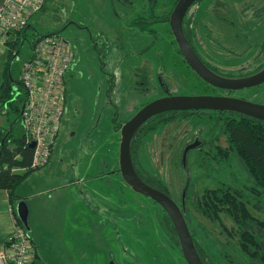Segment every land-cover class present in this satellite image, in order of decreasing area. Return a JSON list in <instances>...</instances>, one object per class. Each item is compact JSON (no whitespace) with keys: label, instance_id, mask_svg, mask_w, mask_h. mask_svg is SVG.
<instances>
[{"label":"rangeland","instance_id":"374dc122","mask_svg":"<svg viewBox=\"0 0 264 264\" xmlns=\"http://www.w3.org/2000/svg\"><path fill=\"white\" fill-rule=\"evenodd\" d=\"M128 1L49 2L47 9L32 19L34 28L27 31L28 40L23 41L20 56L12 61L7 74L12 83H21L22 65L31 56V45L37 35L59 34L77 50L74 69L65 78L66 104L52 160L46 167L34 171L17 191L18 195H29V204L26 203L29 209L32 203L38 205L29 215L28 234L45 261L56 256L59 260L64 258L65 264H186V260L173 252L174 245L173 250L169 248L167 234L151 223L160 215L159 205L134 192L125 184L119 170L120 125L136 115L138 104L156 97L155 91L147 87L155 83L154 72L160 67L157 50L163 52V45L173 39L169 25H165L167 22L161 23L155 28L162 40L161 47L143 53L153 39L131 30L129 22L138 13L148 16L150 3L131 0L135 6L131 11L126 9ZM226 1L235 18L233 35L243 30L245 23L240 15L249 10L252 24L248 41L241 45L252 56L261 55L259 61H262L264 28L260 22L264 21V0ZM175 2L160 0L157 16L168 15ZM14 36L12 44L16 46L21 37ZM101 62L108 75L100 72ZM113 80L116 90L112 99L120 107L118 115L105 104L104 87L113 85ZM143 82L149 85L144 86ZM179 85L183 94L185 90L193 92L198 84L188 75L187 83L182 78ZM21 86L16 85L15 90ZM198 86V90L204 89ZM235 97L264 104V84L235 93ZM7 113L4 115L0 110V128L14 122V114ZM209 116L196 122L186 118L171 121L148 135L140 149L142 170L164 182L171 198L179 205L183 194H190L192 189L203 196L205 189L216 190L224 187L222 184L237 191L251 182L244 166L227 150V138L220 135L219 128L212 130L213 118ZM199 131L201 139L209 143L203 150L191 151L185 167L184 150L195 142ZM22 133L19 123L15 134L20 137ZM218 149L228 153L226 159H216ZM248 199L257 202L250 195ZM249 210L264 221V213L251 206ZM190 214L198 244L212 262L249 264L237 250L241 248V232L232 219L221 213L217 221L194 208H190ZM37 257L36 253L34 261L39 263Z\"/></svg>","mask_w":264,"mask_h":264},{"label":"trees","instance_id":"16d2710c","mask_svg":"<svg viewBox=\"0 0 264 264\" xmlns=\"http://www.w3.org/2000/svg\"><path fill=\"white\" fill-rule=\"evenodd\" d=\"M151 4L152 18H155L157 7L156 0H151ZM47 5L48 3L42 11L47 9ZM144 19L145 18L139 14L132 19L134 26L140 27L143 32L147 31V28H150L147 23L143 21ZM169 19L170 15L168 16V21ZM196 27L197 29H195V31H198L200 25L196 24ZM31 28H34V26L29 24L25 30L18 33L21 37L18 41V45L14 46V44L9 41L6 42V45L11 46V50L8 54L10 65L15 57L13 51L17 52L23 41L28 40L27 31ZM51 35L60 36L59 34H49L46 36ZM46 36L37 35V38L34 39L31 45V49L34 48L37 41ZM10 65L8 69H10ZM7 74L9 73L7 72ZM21 85L20 88L15 90L14 85L9 80V76L7 77L6 75L5 83L0 86V110L4 115L10 112L15 116L12 124L0 128V190L7 191L9 194L17 227L24 229L28 233V229L25 228L17 215V206L24 200V198L18 195L17 191L23 182L35 171L30 169L33 163L34 149H31L30 146L25 144L23 134H21L20 137L15 134V127L17 124H21V113L27 99L26 90L22 83ZM226 113L228 116L221 118L217 123V127H222L220 135H225L227 137V150L244 166L251 179V182L248 183L250 185L247 187L246 191L252 196L254 195L257 202H249L245 190L232 191L231 188H222L218 190L206 189L203 196H201L199 192L196 193V189H192L187 199L191 200L192 208L206 215L208 218L210 217L218 221L220 214L223 213L232 219L241 232V256L249 264H264V221H259L254 218L249 210V206H251L264 213V122L239 113ZM163 117H165V115L154 118L142 127L148 129V131L142 137H139L138 135L141 133V129L134 138L132 143V158L137 173L142 180L151 187L169 194L164 182L159 180L154 174L142 170L139 160L140 149L147 135L155 133L160 127L167 123L166 119H162ZM217 155L218 158L216 159L222 161L226 159L228 153H222L221 150L218 149ZM17 171L27 172L18 173ZM172 231L174 235L171 236L170 240H175L179 247V238L173 226ZM202 256L205 258L207 255L202 253ZM33 264H35V261Z\"/></svg>","mask_w":264,"mask_h":264},{"label":"flooded vegetation","instance_id":"af4514ba","mask_svg":"<svg viewBox=\"0 0 264 264\" xmlns=\"http://www.w3.org/2000/svg\"><path fill=\"white\" fill-rule=\"evenodd\" d=\"M178 1L179 0H176L174 6H172V9L168 13V15L159 17V16H157L156 11H155V18H152V11H151L152 4H151V0H149L150 9L148 11V16L142 15L145 18L143 21H145L147 23L148 27H150V28H147V31H145V32L141 31L140 27L134 26V24L132 23V20L129 22V24L131 26V30H136L138 33H141V34H148V35H150L149 39H153V42L147 47V49H145V51L143 53L149 52L154 47L155 48L161 47V45L159 44V41L162 42V40H161L159 32L155 29L156 26L161 25V23L167 22L165 25H167V24L169 25L170 34L172 35V38H173L167 44L163 45V48H164L163 52L161 51L162 49L157 50L158 54L156 57L159 58L158 61H160V63H159L160 67H157L156 71L154 72L153 81L155 80V83L152 84L151 86L147 87V90L151 89L152 91H155L156 95H153V96H156V97L152 100H147L143 103L138 104L137 107H140L138 109V112L142 108H144L146 105H148L149 103L156 101L158 99H161V98H166V97L214 96V97H233V98H236L235 93L254 89V88H250V89H243V90H239V91L219 89L215 86L210 85L209 83L204 81L202 78H200L197 75V73L189 66V64L185 60V57L182 55V53L179 49V46L176 42V39L172 33V30L170 27V19L168 21V16L170 15V18H171L173 10L176 7ZM156 3H157V7H156V10H157L158 5L160 3V0H156ZM134 7L135 6L131 4V0L126 3V9L127 10L131 9V11H133ZM196 7H197V9L192 10L193 8H196ZM248 13H249V10H246L240 15L242 17V22L245 23L244 25L242 23L243 30L238 31L236 33V35H233L232 30H233V26L235 24V18L233 16V12L229 9V6H228L226 0H197L192 5V7H190V9L188 10L187 15L184 19V25H183L185 35H186L187 39L189 40L191 46L193 47V49L195 50V52L199 56V58L203 61V63L214 74H217L221 77L229 78V79L230 78H244V77H248V76H251L254 74H258L259 72H261L264 69V36L262 38V43H261L262 57H263L262 61H259L261 55L260 56L257 55L256 57L252 56L249 49L246 50L245 47L243 45H241V43H245V40L248 41L247 35L249 32V28L252 24V18L249 17L250 13L249 14ZM259 14H261V13H258V15ZM196 24L200 25V29H198V31L197 30L195 31V29H197ZM260 24L264 28V21L263 20H261ZM77 27L79 29H83L79 25H77ZM247 27H248V29L246 30ZM191 31L193 34L191 33ZM241 36H244V37L241 38ZM148 49H149V51H147ZM94 50L96 52H98L99 49L97 46H95ZM77 58H78V54H77V50H76L75 60ZM234 66H237V68H235ZM148 67L150 68V66H148ZM229 67L231 70H229ZM100 68H101L100 72H102L104 75H108V74H105L106 70L104 69L103 63L100 66ZM73 69H74V67H73ZM233 74H238V75H236V77H234ZM188 75H190L191 77H194L196 84H198L200 86L202 85L204 87V89L198 90L197 87H199V86L195 85L196 88L193 89V92L187 93L185 90L183 94H180V93H182V92H180L182 90H181V85H179V82H181V79L183 78L187 83ZM176 78H179V79H176ZM173 83H174V85H173ZM176 83L178 84V86ZM112 84L113 85H111L109 87H106V88L104 87V89L106 91L105 104L108 105L112 109V111L114 110L115 112H117L116 115H118V112H119L118 109L120 107L112 99V97L115 94V90H116L115 80H113ZM143 84H144V86L149 85V83H146V82H143ZM185 87H188V86H185ZM174 89H177V90L173 91ZM107 97H108V100H107ZM243 100H246V99H243ZM247 101H250V100H247ZM251 102L258 103L256 101H252V99H251ZM119 104H121V103H119ZM259 104H263V103H259ZM234 113H236V112H234ZM162 115H165V117H163L162 119H166L167 123L174 121V120H177V119H182L184 121V118H186V121L193 120V122H196L198 119H203L205 115H211L209 117L213 118V124H214V127L212 130L215 131L214 129L219 128L220 133H221L222 127H217V123L219 122V120L221 118L228 116L226 112L201 110V111L169 112V113L161 114V115L156 116L154 118H158ZM154 118H152L151 120H153ZM151 120H149V121H151ZM194 120H196V121H194ZM114 121H115V119H114ZM124 123H122L120 125V127L121 126L123 127ZM167 123H165L164 125H166ZM122 127H121V130H122ZM140 130H141V133L138 135ZM147 131H148V129H146V128H140L139 131L137 132L136 136L138 135L139 137H142L144 134H146ZM200 133H201V131H199L195 135V137H196L195 141L197 138L199 139V142H197L196 144H200V145L197 149H195L192 152H196L197 150H199V151L203 150L205 148V146H207V144L209 143V142L207 143V142H205V140L201 139ZM221 136H225V135H221ZM212 140H213V138H212ZM194 143L195 142L190 143L189 145H192ZM221 186H224V187L216 188V190L222 189V188H225V189L230 188V187H227L223 184ZM248 186L249 185L247 184L246 188H245L246 190H247ZM245 189H239L237 191H241V190H245ZM232 191H236V189H232ZM249 195L252 198H255L254 195L252 196L250 193H247V197ZM179 206H181V204ZM159 208H160V210H159L160 215L157 216L158 219L155 221V223H153V222H151V223L156 224L161 232H164L165 234H167V236L169 237V240H168L169 241V248L171 249L172 245H174L175 251L172 248L173 252L176 253L178 256H180L185 261V258L182 254L181 246L178 247L175 240H173V241L170 240L171 236L174 235V233L172 231V226L174 229H175V226H174L171 218L169 217V215L164 211V209L160 205H159ZM190 208L192 209L191 200L186 199L185 217H186V220L189 224V228H190L191 234L193 236L195 245L197 247L198 253H199L204 264H210V263L212 264L214 262L211 261L210 257L200 247V245L198 244L197 235L192 230L191 219H190L191 214H189ZM249 208H250V206H249ZM255 210L258 211L257 209H255ZM258 212H260V211H258ZM254 218H256V217H254ZM259 221H261V220H259ZM171 223H172V225H171ZM175 232H176V229H175ZM176 234H177V232H176ZM179 244H180V242H179ZM237 250L240 253V250L239 249H237ZM202 253L206 254L208 257L206 256L204 258V256H202ZM185 263L187 264L186 261H185ZM214 264H216V263H214Z\"/></svg>","mask_w":264,"mask_h":264},{"label":"built area","instance_id":"2783aa9c","mask_svg":"<svg viewBox=\"0 0 264 264\" xmlns=\"http://www.w3.org/2000/svg\"><path fill=\"white\" fill-rule=\"evenodd\" d=\"M61 0H5L0 7V39L25 30L47 3ZM76 50L60 36L41 38L23 62L21 83L27 99L21 114L25 144L35 143L31 170L46 167L61 129L66 104L65 78L75 65ZM29 169V170H30ZM36 248L21 228L0 249V264H33Z\"/></svg>","mask_w":264,"mask_h":264},{"label":"water","instance_id":"95a60500","mask_svg":"<svg viewBox=\"0 0 264 264\" xmlns=\"http://www.w3.org/2000/svg\"><path fill=\"white\" fill-rule=\"evenodd\" d=\"M197 0H179L170 18V27L176 39L179 49L189 66L197 75L212 86L223 90H243L258 87L264 84V69L258 74L244 78H224L214 74L199 58L184 32V19L188 10ZM52 36V35H51ZM23 43L21 44L22 47ZM21 47L17 54L21 53ZM26 103V102H25ZM25 106V104H24ZM23 106V108H24ZM221 111L236 112L264 122V104H259L233 97L214 96H174L161 98L153 101L142 108L121 130V144L119 152L120 173L124 182L136 193L144 195L157 204L171 218L181 246L182 254L187 264H204L189 224L186 220V199L188 193L182 196L181 206L175 202L170 195L148 185L137 173L132 158V143L139 131L149 120L164 113L183 111ZM22 114V113H21ZM197 138L195 143L186 147L183 153V164L186 167L188 155L200 144ZM35 148V143L30 145ZM17 215L29 230V208L26 202L22 201L17 206Z\"/></svg>","mask_w":264,"mask_h":264},{"label":"crops","instance_id":"0c3cea01","mask_svg":"<svg viewBox=\"0 0 264 264\" xmlns=\"http://www.w3.org/2000/svg\"><path fill=\"white\" fill-rule=\"evenodd\" d=\"M4 1L5 0H0V7L3 5ZM31 21H30V24H31ZM14 39H15L14 34H11L10 36H8V38L4 42L2 41V39H0V86L3 83H5L7 72L11 71L10 69L12 68V64L10 65L9 60H8V54H9V51L11 50V46L6 45V42L9 41L10 43H12V41H14ZM10 43H8V44H10ZM18 51H19V49L17 50V52L13 51V53L15 54L14 59L18 58L20 56V54H17ZM8 64L10 65V69H8V67H9ZM20 82H21V78H20ZM19 84H21V83L14 84L15 89L17 88L16 85H19ZM22 134L24 135V129H23ZM53 151H54V149H53ZM52 156H53V152H52ZM52 156H51L50 161L52 160ZM19 195L22 198H24V200H23L24 202L29 204V201L27 202V200L29 199V195L27 197H25V195H23L21 193H19ZM31 206L32 207L29 209L30 210L29 215L33 212V208L35 206H38V205H36L35 203H32ZM17 230H18V227H17L16 221H15L14 216H13L12 205L10 203L9 194L7 191L0 190V249L5 246V244L9 241V239H11L13 236H15V234L17 233ZM33 242H34V240H33ZM34 245L36 248L37 256H38L39 261H40L39 263H37L38 261H36L35 264H58V263L65 264L64 258H63V260H59V258L56 256H54V259L51 261H45L42 254L40 256V252L38 251L35 242H34Z\"/></svg>","mask_w":264,"mask_h":264},{"label":"clouds","instance_id":"9594fccd","mask_svg":"<svg viewBox=\"0 0 264 264\" xmlns=\"http://www.w3.org/2000/svg\"><path fill=\"white\" fill-rule=\"evenodd\" d=\"M30 236V235H29ZM31 238V237H30ZM32 239V238H31ZM33 241V240H32ZM34 243V242H33Z\"/></svg>","mask_w":264,"mask_h":264}]
</instances>
